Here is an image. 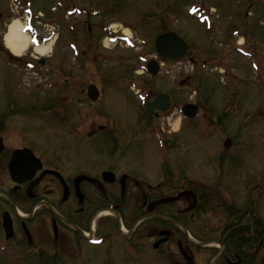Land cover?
Segmentation results:
<instances>
[{
	"label": "flooded vegetation",
	"instance_id": "af4514ba",
	"mask_svg": "<svg viewBox=\"0 0 264 264\" xmlns=\"http://www.w3.org/2000/svg\"><path fill=\"white\" fill-rule=\"evenodd\" d=\"M10 1L0 0V33L9 15H27L29 3L38 0ZM42 17L51 20L46 12H32L28 16L31 26ZM66 46L76 47L71 42ZM26 56L15 53L5 36L0 37L1 254L23 259L31 253L59 259L60 264H98L94 250L103 246L102 264H116L119 257L128 259L127 264H264V218L259 211L264 188L260 190V182L243 187L241 195L226 163H219V174L205 178L193 170L187 157L178 160L171 155L173 142L165 144L166 155L159 157V124L156 129L148 124L130 133L115 131L111 140L84 145L80 123L70 135L57 131L53 139L49 127L66 128L61 121L65 122L70 109L64 101L71 98L72 104L79 103L88 97V89L77 84L68 93L62 88L63 101L55 95L57 88L54 93L47 88L49 76L36 81L37 77L29 75L39 65L47 67L49 61ZM71 80L65 78L64 84L69 86ZM42 94L47 105L38 108L34 101ZM101 100L100 93L93 103ZM79 107L72 109L80 111ZM52 113L60 115L55 124L51 118L47 122ZM150 117L159 120V110ZM107 127L99 125L97 133ZM141 134L144 138L139 139ZM148 144L154 154L146 148ZM13 161L20 181L12 175ZM233 165L234 161L229 166ZM215 203L226 217L219 237L206 236V219ZM6 225L11 228L10 238ZM100 238L104 239L101 244ZM117 241L118 252L113 249ZM43 245L47 247L42 249Z\"/></svg>",
	"mask_w": 264,
	"mask_h": 264
},
{
	"label": "rangeland",
	"instance_id": "374dc122",
	"mask_svg": "<svg viewBox=\"0 0 264 264\" xmlns=\"http://www.w3.org/2000/svg\"><path fill=\"white\" fill-rule=\"evenodd\" d=\"M76 5L88 15L90 10L102 13L90 15L92 31L81 25L85 13H65L66 8ZM34 11L46 12L52 22L42 17L34 23V31L31 27L26 31L28 47L21 54L28 59H34L29 55L44 57L49 62L47 67L39 65L29 75L37 77L36 81L39 76H49L47 88L53 93L57 88L55 95L63 101V90L69 93L77 84L84 89L96 84L102 94L97 104L86 96L77 105L74 100L73 104L70 99L65 100L70 110L61 123L66 128L49 127L53 139L57 131L70 135L80 123L84 145H90L92 140H111L115 131L130 133L140 125L152 124L155 128L159 124V157L166 155L165 144L173 142L171 155L178 160L187 157L193 162V170L205 178L219 174V162H224L241 195L243 187L252 181L261 183L260 190L264 188V0H38ZM15 20L24 28L28 25L26 14L9 15L0 37L7 34ZM109 22L115 24L119 34H126L127 28L131 30V47L119 40H109L108 33L100 42L102 30L97 24ZM38 30L42 32L40 38ZM168 30L176 31L189 46L187 57L178 62L156 57L155 39ZM50 32L57 34L55 40L44 41L41 37ZM241 36L244 40L239 43ZM71 41L78 45L77 55L75 49L64 47ZM152 58L161 63L156 75L147 72ZM60 62L64 64L59 65ZM67 77H72L69 86L64 84ZM31 83L33 86L35 82ZM158 92L170 93L175 102L172 111L159 115V120L144 112L141 101ZM43 100L42 94L34 101L36 107L47 105ZM185 102L200 104L197 118H184L181 107ZM76 106L81 110L72 109ZM59 116L52 113L47 122L51 118L55 124ZM34 123L38 125L36 119ZM105 124V131L97 133L99 125ZM93 134L96 135L92 137ZM226 137L233 140L230 149L224 148ZM142 138L141 134L139 139ZM146 148L155 153L152 144ZM225 151L230 154L224 158ZM90 152L85 149V154ZM233 161L234 165L229 166ZM219 206L215 203L208 214L206 236L219 237L223 233L226 217ZM259 211L264 218V201L259 204ZM119 242L113 248L117 252ZM105 252L103 246L94 250L98 264L104 262ZM4 255H0V264H59V260L51 263L31 253L21 262L3 258ZM116 261L127 264L129 260L119 257Z\"/></svg>",
	"mask_w": 264,
	"mask_h": 264
},
{
	"label": "water",
	"instance_id": "95a60500",
	"mask_svg": "<svg viewBox=\"0 0 264 264\" xmlns=\"http://www.w3.org/2000/svg\"><path fill=\"white\" fill-rule=\"evenodd\" d=\"M156 48L159 52V55L171 61H179L183 59L187 54L186 42L174 31L160 35L156 40ZM150 64L151 72L153 74H157L159 65H157V63L153 61ZM89 93L93 99H97L99 94L96 86L94 85L89 88ZM158 105L159 112H169L173 105L171 95L168 93H159V95L156 96L153 101L147 102L146 108L148 111L153 112V110H156ZM183 111L186 115L195 116L198 113V106L194 104H187L184 107ZM226 145H231L230 139L227 140Z\"/></svg>",
	"mask_w": 264,
	"mask_h": 264
},
{
	"label": "bare ground",
	"instance_id": "6f19581e",
	"mask_svg": "<svg viewBox=\"0 0 264 264\" xmlns=\"http://www.w3.org/2000/svg\"><path fill=\"white\" fill-rule=\"evenodd\" d=\"M126 32L132 35V32L129 28L126 29ZM28 42L29 38L28 35L25 33V28L23 24L19 20L13 21L10 24L9 30L6 34V43L8 47L15 53L21 54L22 51L28 47ZM46 49H44L43 51H45Z\"/></svg>",
	"mask_w": 264,
	"mask_h": 264
},
{
	"label": "trees",
	"instance_id": "16d2710c",
	"mask_svg": "<svg viewBox=\"0 0 264 264\" xmlns=\"http://www.w3.org/2000/svg\"><path fill=\"white\" fill-rule=\"evenodd\" d=\"M53 260H55V259H53ZM56 260H58V259H56Z\"/></svg>",
	"mask_w": 264,
	"mask_h": 264
}]
</instances>
